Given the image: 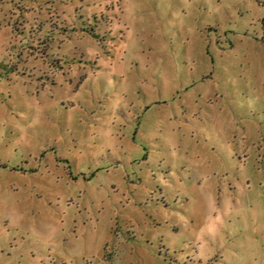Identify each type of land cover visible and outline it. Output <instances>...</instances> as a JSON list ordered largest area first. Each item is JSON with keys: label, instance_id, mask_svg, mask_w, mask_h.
Here are the masks:
<instances>
[{"label": "rangeland", "instance_id": "rangeland-1", "mask_svg": "<svg viewBox=\"0 0 264 264\" xmlns=\"http://www.w3.org/2000/svg\"><path fill=\"white\" fill-rule=\"evenodd\" d=\"M0 264H264V0H0Z\"/></svg>", "mask_w": 264, "mask_h": 264}]
</instances>
